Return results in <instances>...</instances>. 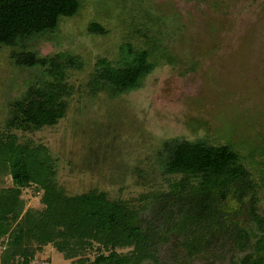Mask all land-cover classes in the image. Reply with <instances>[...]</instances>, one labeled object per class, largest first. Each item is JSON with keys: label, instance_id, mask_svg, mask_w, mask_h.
Segmentation results:
<instances>
[{"label": "rangeland", "instance_id": "obj_1", "mask_svg": "<svg viewBox=\"0 0 264 264\" xmlns=\"http://www.w3.org/2000/svg\"><path fill=\"white\" fill-rule=\"evenodd\" d=\"M78 1L77 12L61 17L54 31L0 46V132L44 145L54 159L55 180L67 194L96 188L127 200L167 191L181 177L162 172L163 140L230 143L256 183V208L264 216V0ZM91 22L105 32H89ZM128 46L152 51L154 70L137 89L114 96L94 91L98 59L118 64ZM22 49L81 59L79 67L66 70L64 116L34 131L6 126L10 103L45 75L41 67L13 63L12 53ZM11 185L10 174H0V188ZM21 196L26 207H42L31 187ZM177 252L176 262L166 255L156 264L204 260ZM47 261L71 262L49 244L30 264Z\"/></svg>", "mask_w": 264, "mask_h": 264}, {"label": "trees", "instance_id": "obj_2", "mask_svg": "<svg viewBox=\"0 0 264 264\" xmlns=\"http://www.w3.org/2000/svg\"><path fill=\"white\" fill-rule=\"evenodd\" d=\"M78 8V0H0V46L52 32ZM88 31L105 29L91 22ZM125 55L118 64L98 59L94 91L114 96L137 89L157 64L148 49L128 46ZM11 57L45 75L10 103L6 126L34 131L56 124L67 108L66 70L80 66L79 56L22 49ZM158 155L163 173L181 175L167 191L135 200L109 198L96 188L67 194L44 145L0 132V174L12 181L0 188V264H30L49 244L70 264H156L166 255L173 263L182 249L191 259L203 256L198 264H264V216L242 155L230 143L178 137L163 140ZM27 187L40 194L41 208L25 206Z\"/></svg>", "mask_w": 264, "mask_h": 264}, {"label": "built area", "instance_id": "obj_3", "mask_svg": "<svg viewBox=\"0 0 264 264\" xmlns=\"http://www.w3.org/2000/svg\"><path fill=\"white\" fill-rule=\"evenodd\" d=\"M46 264H49L48 262Z\"/></svg>", "mask_w": 264, "mask_h": 264}]
</instances>
